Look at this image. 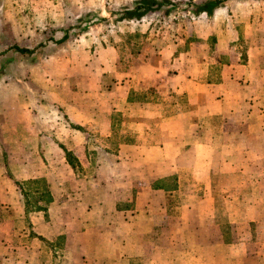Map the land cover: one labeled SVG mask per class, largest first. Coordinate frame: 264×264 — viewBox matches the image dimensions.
Returning a JSON list of instances; mask_svg holds the SVG:
<instances>
[{"label":"crops","instance_id":"1","mask_svg":"<svg viewBox=\"0 0 264 264\" xmlns=\"http://www.w3.org/2000/svg\"><path fill=\"white\" fill-rule=\"evenodd\" d=\"M261 39L248 42L240 61L221 62L218 80L200 79L202 65L196 76L193 70L175 74L180 83L168 95L184 94V109L159 118L163 103L129 108L133 138L104 154L96 174L78 179L64 198L50 184L48 209L30 212L34 239L67 236L70 264H264V229H258L264 220ZM230 41L220 39V51L230 50ZM23 98L0 92V240L23 210L16 181L50 178L39 128L45 120L35 119ZM113 110L99 122L108 135ZM64 133L56 138L64 163L76 168L66 148L86 170V137Z\"/></svg>","mask_w":264,"mask_h":264},{"label":"rangeland","instance_id":"2","mask_svg":"<svg viewBox=\"0 0 264 264\" xmlns=\"http://www.w3.org/2000/svg\"><path fill=\"white\" fill-rule=\"evenodd\" d=\"M137 1L0 0V92L12 99L23 95L35 119L45 120L39 128L46 136L44 159L51 163V179L16 181L23 210L12 229L2 230L0 264H70L67 236L34 239L30 209H48L50 184L64 198L78 179L92 178L104 154L133 138L126 120L134 105L163 103L159 118L184 109V94L168 95L170 86L180 83L173 80L175 74L193 70L196 76L202 65L200 79L218 80L224 72L221 62L243 59L248 42L264 41V0H224L223 9L212 15L193 11L194 4L206 0H159L162 6L142 18H124ZM65 32L68 38L57 42ZM220 39L231 40L230 50L220 51ZM16 46L33 52L21 53ZM115 86L123 93H114ZM171 101L175 106H166ZM109 107H114L111 135L99 124ZM64 130L86 137L91 157L86 170L75 155L74 171L64 163L63 145L56 139ZM258 229H264V220Z\"/></svg>","mask_w":264,"mask_h":264},{"label":"trees","instance_id":"3","mask_svg":"<svg viewBox=\"0 0 264 264\" xmlns=\"http://www.w3.org/2000/svg\"><path fill=\"white\" fill-rule=\"evenodd\" d=\"M162 3L161 1L159 0H138L137 3H136V6L135 8L131 9L129 8L126 13L124 14V18L125 17H129V18H142L143 16L147 15L150 13V11H152L154 9V7H161L162 6ZM224 3V0H206L204 3L202 4H194L193 6V11L194 13L198 14V13H202V12H205L207 13L208 15H212L215 11L216 8L222 6ZM173 6V4H172ZM69 34L68 32H65L64 36L57 40V42H62L64 40H66L68 38ZM15 50L21 52V53H31L33 52L31 49L29 48H25V47H20V46H16L14 48ZM78 128H81V126H77ZM65 152H66V158L68 159L69 163L72 165V166H76V158L74 156V154L72 153V151L68 150L65 148ZM50 191V190H48ZM22 193L24 194L23 190H22ZM52 201V195H51V192H49V195H48V202H51ZM47 210L46 207H42V206H37L35 207L34 209H30V212L33 211V210Z\"/></svg>","mask_w":264,"mask_h":264}]
</instances>
